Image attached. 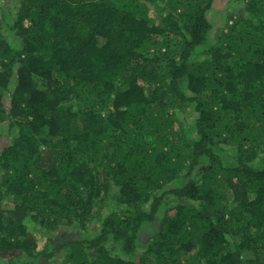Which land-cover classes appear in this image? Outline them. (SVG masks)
Instances as JSON below:
<instances>
[{
	"label": "trees",
	"instance_id": "1",
	"mask_svg": "<svg viewBox=\"0 0 264 264\" xmlns=\"http://www.w3.org/2000/svg\"><path fill=\"white\" fill-rule=\"evenodd\" d=\"M216 1L0 8L2 264H264V0Z\"/></svg>",
	"mask_w": 264,
	"mask_h": 264
},
{
	"label": "rangeland",
	"instance_id": "2",
	"mask_svg": "<svg viewBox=\"0 0 264 264\" xmlns=\"http://www.w3.org/2000/svg\"><path fill=\"white\" fill-rule=\"evenodd\" d=\"M17 0H0V8L4 7L5 9H9L11 8V11L14 13L17 9ZM231 6V2L230 0H217L215 3V11H213L212 13V17L215 16V21L216 22H222L223 21V14L224 11L229 8ZM0 30H2V28H0ZM4 129H7V123L6 122H0V150L1 147L4 146L8 139L7 137L4 135L5 133H3L2 131ZM43 150L46 152V160L49 162H54L55 160H57L59 158V149L57 148H53V149H46L43 147ZM73 233V231H71V229H65V230H59L56 231L54 233H52V235L49 237V239L46 238V236L42 233H37V239L39 242L38 243V247L39 249L42 248L44 245H46L48 242H53L55 243L57 240L61 239L64 236H71V234ZM49 240V241H48ZM17 253V254H16ZM12 255H19L22 256V254L18 251L15 252H11V253H7V254H3L0 257V264L7 263L9 258Z\"/></svg>",
	"mask_w": 264,
	"mask_h": 264
}]
</instances>
